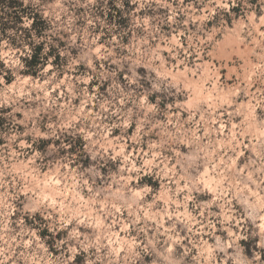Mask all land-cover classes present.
Here are the masks:
<instances>
[{
  "label": "clouds",
  "instance_id": "obj_1",
  "mask_svg": "<svg viewBox=\"0 0 264 264\" xmlns=\"http://www.w3.org/2000/svg\"><path fill=\"white\" fill-rule=\"evenodd\" d=\"M0 264H264V0H0Z\"/></svg>",
  "mask_w": 264,
  "mask_h": 264
},
{
  "label": "trees",
  "instance_id": "obj_2",
  "mask_svg": "<svg viewBox=\"0 0 264 264\" xmlns=\"http://www.w3.org/2000/svg\"><path fill=\"white\" fill-rule=\"evenodd\" d=\"M35 62V60L33 61V63Z\"/></svg>",
  "mask_w": 264,
  "mask_h": 264
},
{
  "label": "rangeland",
  "instance_id": "obj_3",
  "mask_svg": "<svg viewBox=\"0 0 264 264\" xmlns=\"http://www.w3.org/2000/svg\"><path fill=\"white\" fill-rule=\"evenodd\" d=\"M37 51H39V50H37Z\"/></svg>",
  "mask_w": 264,
  "mask_h": 264
}]
</instances>
